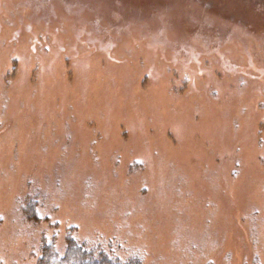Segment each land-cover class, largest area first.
Segmentation results:
<instances>
[{
  "label": "rangeland",
  "instance_id": "rangeland-1",
  "mask_svg": "<svg viewBox=\"0 0 264 264\" xmlns=\"http://www.w3.org/2000/svg\"><path fill=\"white\" fill-rule=\"evenodd\" d=\"M70 239L264 264V0H0V264Z\"/></svg>",
  "mask_w": 264,
  "mask_h": 264
},
{
  "label": "trees",
  "instance_id": "trees-1",
  "mask_svg": "<svg viewBox=\"0 0 264 264\" xmlns=\"http://www.w3.org/2000/svg\"><path fill=\"white\" fill-rule=\"evenodd\" d=\"M50 244L43 243L38 264H141L139 260L122 261L100 247L90 248L85 242L70 239L68 249L63 254Z\"/></svg>",
  "mask_w": 264,
  "mask_h": 264
},
{
  "label": "bare ground",
  "instance_id": "bare-ground-1",
  "mask_svg": "<svg viewBox=\"0 0 264 264\" xmlns=\"http://www.w3.org/2000/svg\"><path fill=\"white\" fill-rule=\"evenodd\" d=\"M80 165H81V164H80ZM77 166H78V164H77ZM76 171H77V172H80L79 170H76ZM163 208H164L163 206H161V208H160V209H161V210H160V213H161V214L165 213V210H162Z\"/></svg>",
  "mask_w": 264,
  "mask_h": 264
}]
</instances>
